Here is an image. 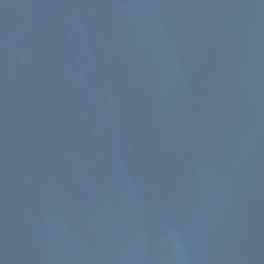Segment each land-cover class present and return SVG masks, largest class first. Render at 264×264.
Instances as JSON below:
<instances>
[{
    "label": "water",
    "instance_id": "1",
    "mask_svg": "<svg viewBox=\"0 0 264 264\" xmlns=\"http://www.w3.org/2000/svg\"><path fill=\"white\" fill-rule=\"evenodd\" d=\"M0 264H264V0H0Z\"/></svg>",
    "mask_w": 264,
    "mask_h": 264
}]
</instances>
